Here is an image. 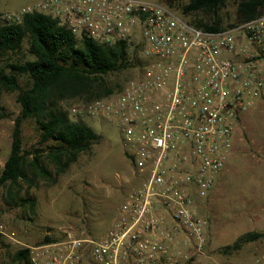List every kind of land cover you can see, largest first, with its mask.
<instances>
[{"label":"built area","instance_id":"2783aa9c","mask_svg":"<svg viewBox=\"0 0 264 264\" xmlns=\"http://www.w3.org/2000/svg\"><path fill=\"white\" fill-rule=\"evenodd\" d=\"M32 12L139 57L119 90L60 102L71 116L118 123L132 180L102 234L43 243L44 258L30 253L32 264H183L205 256L201 201L233 151L242 113L264 99V14L206 30L157 1L36 0L0 20ZM210 264H264V252Z\"/></svg>","mask_w":264,"mask_h":264},{"label":"rangeland","instance_id":"374dc122","mask_svg":"<svg viewBox=\"0 0 264 264\" xmlns=\"http://www.w3.org/2000/svg\"><path fill=\"white\" fill-rule=\"evenodd\" d=\"M36 0H0V14L15 11ZM163 4L170 3L175 12L187 0H147ZM234 0H226L218 14L223 21L234 19ZM184 16V15H182ZM188 19L187 16H184ZM23 42L9 59H0L4 73H13L21 88H25L28 77L9 67L10 63L29 59ZM139 61L137 56H128ZM128 67L103 77L105 87L123 84L134 74ZM16 91L0 90V168L9 152L10 133L13 119L19 112L15 99ZM79 98L66 102L78 103ZM72 121H81L97 135L87 151L80 153L64 172L56 174L54 164L41 154L40 161L51 174V179L32 176L33 184L28 188L20 181L17 195L6 192V185L0 186V264H15L12 253L21 247H28L30 253H37L38 260L44 258L38 247L44 236L64 240L68 234L76 237H96L103 233L109 218L115 211L122 194L127 189L132 174L130 160L124 153L119 125L115 120L99 117L71 116ZM39 130L32 118L21 122V146L32 150L37 143ZM233 151L224 167L217 174L211 192L201 201L200 213L206 220L204 255L187 259L183 264H210L218 262H246L253 255L264 252V236L247 242L235 252L223 253L220 248L232 242L245 231L264 232V99L257 100L242 113L235 130ZM47 144H53L49 140ZM120 177L116 178L115 174ZM29 195L34 207L19 202V196ZM14 201L12 202V200ZM6 200H9L8 204Z\"/></svg>","mask_w":264,"mask_h":264},{"label":"trees","instance_id":"16d2710c","mask_svg":"<svg viewBox=\"0 0 264 264\" xmlns=\"http://www.w3.org/2000/svg\"><path fill=\"white\" fill-rule=\"evenodd\" d=\"M226 0H187L180 7L189 23L206 30H220L264 14V0H234V19L224 22L218 11ZM170 7V3L167 2ZM26 42L29 59L10 63L9 67L27 75L29 83L21 88L13 73L0 68V90L16 91L19 112L13 119L9 152L0 168V186L14 196L21 190L20 181L26 182L27 193L33 184L32 176L50 180L51 174L41 164V154L54 164L56 174L64 172L77 156L89 149L96 133L81 121H72L60 102L71 98L88 100L115 92L121 85L105 87L103 77L118 72L134 63L123 43H98L84 35H76L55 18L38 12L24 14L19 21L0 20V59H9ZM32 118L39 130V147L32 150L21 146V122ZM49 140L53 144H47ZM13 199V198H12ZM14 199L12 200V202ZM8 204L9 200H6ZM19 202L34 207L29 195L19 196ZM264 236V232L245 231L231 243L220 248L223 253L239 250L247 242ZM44 236L43 242L55 241ZM15 264H32L30 249L21 247L12 253Z\"/></svg>","mask_w":264,"mask_h":264}]
</instances>
